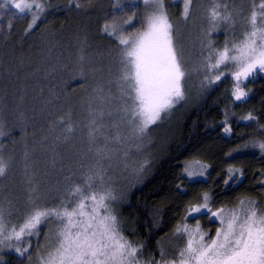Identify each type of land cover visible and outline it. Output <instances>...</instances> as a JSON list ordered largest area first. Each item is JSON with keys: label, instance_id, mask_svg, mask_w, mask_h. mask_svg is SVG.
Returning <instances> with one entry per match:
<instances>
[{"label": "trees", "instance_id": "16d2710c", "mask_svg": "<svg viewBox=\"0 0 264 264\" xmlns=\"http://www.w3.org/2000/svg\"><path fill=\"white\" fill-rule=\"evenodd\" d=\"M136 3L141 17L145 5L143 0ZM131 4L132 0H83L76 9L69 0H47L45 12L28 35L30 16L0 17V158L8 165L6 176L0 177V203L6 207L11 201L23 209L29 181L39 186V195L50 190L53 196L47 204L54 206L65 195L66 177L78 181L89 167L97 166L92 158L97 148L117 146L112 141L122 131L120 119L127 97L121 96L119 87L120 46L102 29ZM165 8L173 25L186 23L187 32L190 19H183L180 2L165 0ZM197 12L199 19L201 8ZM0 13L4 16L3 9ZM195 36L183 34L186 53L192 52L190 41ZM188 64L190 68L196 65V57H189ZM198 78L202 75L191 72L185 101L164 119L175 117L170 129L160 132L151 145L146 168L123 175L126 182L113 208L124 235L143 245L144 264L159 260L161 249L169 258L176 253L175 246H180L173 235L176 225L184 222L187 206L203 192L211 194L214 207H234L244 197L264 207V185L258 182L264 173V154L253 146L264 142V74L245 81L249 93L245 101L234 100L230 75L200 88L195 86ZM249 113L256 118L244 120ZM93 119L102 132L96 133L95 143L89 135ZM69 124L72 132L66 130ZM225 125L231 128L229 134L224 132ZM191 160L208 165L206 180L186 178L185 164ZM229 167L243 172L239 182L230 181L231 187L224 184ZM201 224L211 236L218 227L207 219ZM50 230L55 232V222L44 227L39 237L42 245ZM35 241L32 264H39L41 249ZM0 257V264L20 260L7 249Z\"/></svg>", "mask_w": 264, "mask_h": 264}, {"label": "snow or ice", "instance_id": "6c2138e0", "mask_svg": "<svg viewBox=\"0 0 264 264\" xmlns=\"http://www.w3.org/2000/svg\"><path fill=\"white\" fill-rule=\"evenodd\" d=\"M76 9L83 0H69ZM145 16L141 28L134 21L139 7L132 0L120 22H105L103 33L114 38L119 48L123 67L121 96L127 97L124 115L130 133L140 138L152 125H156L177 103L185 97V86L192 71L203 75L202 86L220 82L230 75L234 84L232 96L235 101H245V81L264 74V0H252L247 14L243 9L230 6L231 0H212L204 19L209 25L201 40L199 63L189 67L179 35L174 29L165 0H143ZM47 0H3L0 9H15L13 18L31 17L25 35L37 26L46 10ZM194 0H183L182 16L188 21L192 15ZM119 8V5H116ZM130 13V14H129ZM237 18L242 20L241 37L226 40L222 48L212 42V33L222 25L234 28ZM131 26V27H126ZM12 24H8L11 30ZM249 113L244 120H254ZM61 123H64L61 120ZM93 119L89 135L95 143L99 128ZM67 132H72L71 124ZM224 132L231 128L225 125ZM121 139L119 135L115 138ZM258 146L264 154V142ZM104 148H97V166L89 167L78 181H69L65 195L54 206H49L39 195V186L31 185L23 209L9 201L7 207L0 203V252L15 251L18 264H32L33 238L39 252V264H144L141 260L143 245L134 244L123 233L118 217L113 211L117 199L112 187L106 182V169L102 160L108 159ZM92 149L89 148V151ZM235 151H239L236 149ZM232 156V153L228 154ZM239 158V157H237ZM199 167H186L189 179H207L208 165L195 161ZM7 163L0 158V177L7 174ZM240 175L237 176L236 174ZM243 177L241 169L229 167L224 184ZM199 182V181H197ZM264 185V173L258 181ZM180 188V185H177ZM209 192H203L197 202L189 203L183 223L176 225L173 235L180 246L171 258L164 249L160 259L146 264H264V207L256 200L244 197L232 207H214ZM195 221L194 226L188 223ZM218 222L214 236L201 227L200 221ZM55 222L56 230L44 234L45 243L39 237L44 227ZM3 257H0V261Z\"/></svg>", "mask_w": 264, "mask_h": 264}, {"label": "rangeland", "instance_id": "374dc122", "mask_svg": "<svg viewBox=\"0 0 264 264\" xmlns=\"http://www.w3.org/2000/svg\"><path fill=\"white\" fill-rule=\"evenodd\" d=\"M175 1V0H174ZM181 4L182 12H183V0H177ZM0 2H3V0H0ZM212 0H194V11L191 15L190 22L188 23L187 27V32L184 31L186 28V23H182L181 27H178V23L174 25L175 31L179 35V44L184 50V56L185 59L189 60V57H196V63H199L200 60V51H201V40L203 39L204 32L208 29L209 25L207 24V21L204 19L206 10L209 8ZM252 0H231L230 6L235 7L237 9H243L244 13L247 14L248 10L251 7ZM201 8V13L202 16L201 18H197L198 10ZM4 11V10H3ZM137 11L138 16L137 19L134 21L135 26L143 24L145 12L142 10V16L140 17V12L139 8L135 9ZM15 12V9H10L9 6V11L5 12L4 11V16L3 13H0V17H11L12 13ZM130 14V13H129ZM125 13H121L118 15H114L110 18L109 23L113 22L114 20L116 22H120V17L124 16ZM196 25L191 26V25ZM190 25V26H189ZM202 25V27H201ZM126 27H131V26H126ZM180 30H179V29ZM243 32V23L242 20L237 18V21L235 23V27H229L227 25H222L218 30L214 31L212 33V42L215 46L218 48H222L225 41L229 40L231 41L233 38H239L241 37ZM183 34H190L191 36L196 35L193 39L190 41V49H192L191 53L189 54L186 53L185 46L183 45ZM182 35V36H181ZM184 39V38H183ZM196 54V55H194ZM193 74H195V71H192ZM202 75V74H201ZM198 83H195V86L198 85L200 88L202 86V80H203V75L202 78L197 79ZM206 85H203L204 87ZM185 95H186V86H185ZM185 101V97L183 100L180 102ZM179 102V103H180ZM177 103L172 109H170L167 113L163 114V118L160 122L156 124V127H150L146 134H144L140 138H135L131 135L129 126L126 124L125 121L120 119V123L122 125V131H116L115 129L111 128L112 125L110 126V130L112 131L113 135H119L121 139L119 141L114 140L113 145L117 144V146H111L108 144V149H106V152L108 153V159L102 160L103 167L106 169L107 173V183L112 187L117 199L113 202V208L116 206V202H118L119 197L121 196V190L123 184L126 182V178L123 176H127L129 174V171L131 172L132 169H136L139 171H142L146 168L147 164H149V159L146 158V154H149V149L151 148V145H155L157 142L156 137L160 135V132L169 130L170 127L173 125L175 121V117H170L167 121L164 120L165 118L169 117L172 111L177 107L179 104ZM89 115V113H88ZM80 116L77 117L79 120ZM165 122H164V121ZM119 122V121H118ZM119 126V125H118ZM116 128V127H115ZM100 129V128H99ZM102 129V127H101ZM100 135H101V131ZM159 132V133H157ZM93 152V151H92ZM93 160H98L100 157L97 155V152L94 151L93 154ZM77 157H73V159H76ZM89 160V159H88ZM199 161V160H191L185 164L186 167H199V165H195L194 162ZM92 162V161H91ZM126 163V164H125ZM201 164H204L203 162L200 161ZM124 169V172H123ZM133 171V170H132ZM207 171V170H206ZM123 173V174H122ZM132 172L131 174H133ZM185 176L188 180H200L203 177H195L192 179H189L187 174L185 173ZM204 179V178H203ZM40 196L43 198V200L48 203L49 200L52 199V194L50 190H46L45 192L42 191ZM232 208V207H230ZM190 220L188 223L190 226H194L195 221L189 218ZM202 223V220L200 221ZM218 223V222H217ZM202 225V224H201ZM50 227V225H48ZM218 226V225H217ZM202 227V226H201ZM215 233L212 235L214 236ZM180 244V243H179ZM180 246H182L180 244ZM180 246H175L174 250L178 249Z\"/></svg>", "mask_w": 264, "mask_h": 264}]
</instances>
